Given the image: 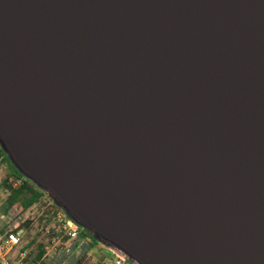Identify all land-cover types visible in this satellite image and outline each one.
Here are the masks:
<instances>
[{"label":"water","instance_id":"1","mask_svg":"<svg viewBox=\"0 0 264 264\" xmlns=\"http://www.w3.org/2000/svg\"><path fill=\"white\" fill-rule=\"evenodd\" d=\"M0 147L131 264H264V0H0Z\"/></svg>","mask_w":264,"mask_h":264},{"label":"built area","instance_id":"2","mask_svg":"<svg viewBox=\"0 0 264 264\" xmlns=\"http://www.w3.org/2000/svg\"><path fill=\"white\" fill-rule=\"evenodd\" d=\"M4 214L0 215V264H27L25 259L29 253L21 250L22 238L16 232L24 221L23 217L15 218L10 214L6 216ZM52 228L55 230L53 235L50 234V229L46 231L45 255L36 264H76L91 249L90 241L82 235V230L64 212L55 215ZM17 252L18 257L12 260ZM112 255L114 258L111 264H131Z\"/></svg>","mask_w":264,"mask_h":264},{"label":"trees","instance_id":"3","mask_svg":"<svg viewBox=\"0 0 264 264\" xmlns=\"http://www.w3.org/2000/svg\"><path fill=\"white\" fill-rule=\"evenodd\" d=\"M0 165H4L7 170V174L1 182V186L8 192V197L5 204V214L9 215V212L14 214L15 218L24 216L28 211H31L34 207L38 210L33 213L31 217L26 218L16 229V232L21 238L29 237L36 226L40 227L45 232L50 229V234H54L55 230L52 228V221L55 215L63 212L57 206H55L46 194L38 189L32 182L25 180L21 173L11 163L8 156L3 152L0 147ZM38 206V207H37ZM41 211V213H40ZM82 235L90 241V248L93 249L98 243L94 240L92 234L81 231ZM51 235V236H52ZM37 238H33L29 243L22 246V251L34 244ZM22 239V244H23ZM45 243H41L36 249H33L28 257L25 259L27 264H36L45 255ZM86 256V255H85ZM84 256V257H85ZM83 257H81L76 264H84ZM112 261L110 259H106ZM129 263V262H128Z\"/></svg>","mask_w":264,"mask_h":264},{"label":"rangeland","instance_id":"4","mask_svg":"<svg viewBox=\"0 0 264 264\" xmlns=\"http://www.w3.org/2000/svg\"><path fill=\"white\" fill-rule=\"evenodd\" d=\"M6 174H7L6 167L4 165H0V215L5 213V204H6V200L8 197V192L5 191L4 188L1 186V182ZM37 210L38 209L34 207L31 211H28L24 216H22L23 220H25L28 217H31L33 213L37 212ZM9 214L11 216H14L12 212H9ZM4 215L6 216V214ZM46 234L47 232H45V230L42 231L40 227L36 226L29 237L22 238L24 240L22 246L25 247V244L29 243L33 238H37L34 244H32L27 249L28 253H31L32 250L36 249L39 244L45 243L47 241ZM18 253L19 252L13 255L12 260L18 257ZM84 256L85 255L82 256L83 259H85L84 264H111L110 260H106V259L111 258L112 260L114 258L112 253L108 251L107 249L104 250V249H99L95 247H93V249H89L87 251L86 256L85 257Z\"/></svg>","mask_w":264,"mask_h":264},{"label":"flooded vegetation","instance_id":"5","mask_svg":"<svg viewBox=\"0 0 264 264\" xmlns=\"http://www.w3.org/2000/svg\"><path fill=\"white\" fill-rule=\"evenodd\" d=\"M95 248H99V249H104V250H106V248H104L102 245H100V244H97V245H95Z\"/></svg>","mask_w":264,"mask_h":264}]
</instances>
